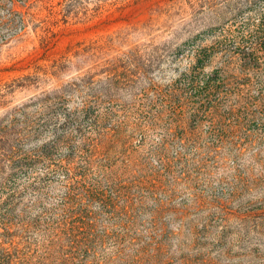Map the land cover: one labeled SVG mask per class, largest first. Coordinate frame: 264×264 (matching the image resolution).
I'll use <instances>...</instances> for the list:
<instances>
[{
	"label": "rangeland",
	"instance_id": "rangeland-1",
	"mask_svg": "<svg viewBox=\"0 0 264 264\" xmlns=\"http://www.w3.org/2000/svg\"><path fill=\"white\" fill-rule=\"evenodd\" d=\"M19 1L0 264H264V0Z\"/></svg>",
	"mask_w": 264,
	"mask_h": 264
},
{
	"label": "trees",
	"instance_id": "trees-1",
	"mask_svg": "<svg viewBox=\"0 0 264 264\" xmlns=\"http://www.w3.org/2000/svg\"><path fill=\"white\" fill-rule=\"evenodd\" d=\"M16 1H19V0H16ZM81 1L83 0H48V2L51 3L49 4L51 5V8L49 9L50 14L52 15V17H54L52 26L53 27L58 26L60 23L67 24L69 23L71 19H75L77 15L80 13V10L82 9ZM107 1L108 0H96L97 3H95L96 7L93 9V12L98 13L105 6L104 4H106ZM109 1H111V3H109L108 5H114L115 3L120 2L122 0H109ZM14 2L15 0H5V3L9 5L10 9H12ZM100 2H102V4H99ZM83 13L85 15V12ZM45 34L47 36L45 35L44 40H47L48 36L51 34V28L46 29ZM13 140L14 139H11V141ZM0 150L6 151L2 147H0ZM2 155H3L2 152H0V157Z\"/></svg>",
	"mask_w": 264,
	"mask_h": 264
}]
</instances>
